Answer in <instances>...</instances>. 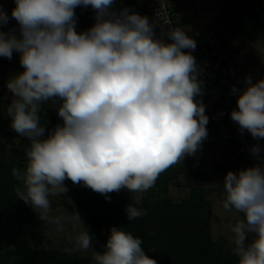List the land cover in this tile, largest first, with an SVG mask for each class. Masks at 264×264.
Returning a JSON list of instances; mask_svg holds the SVG:
<instances>
[{
    "label": "clouds",
    "instance_id": "1",
    "mask_svg": "<svg viewBox=\"0 0 264 264\" xmlns=\"http://www.w3.org/2000/svg\"><path fill=\"white\" fill-rule=\"evenodd\" d=\"M115 0H15L11 17L15 30H0V57L20 53L22 73L7 81L13 99L6 108L11 128L26 137V164L13 167L16 197L29 204L41 221L64 231L71 217L53 216L51 198L68 191L65 180L90 188L110 201L109 193L127 189L144 193L161 174L193 156L207 138L208 117L196 97L202 94L199 69L190 51L195 41L173 27L158 38L146 16L124 8L111 10ZM91 6L95 23L76 31L77 7ZM9 22L0 7V27ZM168 37L170 42L162 38ZM247 87L230 113L254 139L264 138V79ZM235 94L238 89L233 86ZM58 103L57 124L46 134L42 105ZM19 147V141L17 142ZM251 154L261 162L238 173L227 172L222 207L242 218L231 225L232 253L238 264H264V159L261 146ZM139 203V200L136 201ZM149 210L128 204L131 222ZM249 234L251 242L246 243ZM69 255L93 249L86 228L68 237ZM140 237L112 226L103 251L92 250V264H157ZM6 252L14 253L15 245ZM12 261L17 256L10 258Z\"/></svg>",
    "mask_w": 264,
    "mask_h": 264
},
{
    "label": "rangeland",
    "instance_id": "2",
    "mask_svg": "<svg viewBox=\"0 0 264 264\" xmlns=\"http://www.w3.org/2000/svg\"><path fill=\"white\" fill-rule=\"evenodd\" d=\"M260 2L262 6H264V0ZM0 3L5 5L8 4L7 6L9 8L15 5L12 0H0ZM249 76L252 80L256 79L253 75L249 74ZM7 98L8 97L5 98L2 95L0 101V122L4 123L6 126L5 133L11 135V140H6L7 137H0V143H2L3 146L0 158L4 165H19V168H23L26 164L23 149L30 142H28L26 137H20L11 128V118L6 112V108L11 100ZM58 106V103L54 104L52 102L51 107L48 108L42 105L40 117L41 124L45 127L46 134L50 133L54 127L60 123L52 119L54 115L59 117L57 112ZM53 121L54 123L51 125V128L50 123L52 124ZM208 125L212 129V134L215 133V135H218L219 132H221V129L219 130L218 127L219 124L215 121L209 120ZM211 131L207 128L208 135ZM219 139H221L219 140L220 142H223L222 138L219 137ZM18 141L19 147L17 146ZM210 143H213V140H211ZM204 144L205 143L202 142L200 149L195 155L185 156L180 164L169 169V180L166 185H155L154 188L147 192L134 193V199L135 201L139 200V203H141L142 198L146 195H149L153 200L169 196L172 200L180 203L182 199L187 198L191 190H193L196 194L207 199L211 203L210 225H207L206 219L197 220L191 217L188 218L187 216L186 218L169 216V218L163 219V215H158L155 221H153L152 229L148 228L152 230L149 238H147L148 241L160 245L164 243L167 253L182 258L186 261L185 264H190V262L193 264H219L221 262L238 264V258L233 255L232 245L230 244V240L233 236L231 225L242 217L237 213H226L222 207L224 177L227 172L234 171L232 170L233 166L226 165L222 167V162L220 163L219 161V151L216 150V148L210 150L211 147L206 148ZM204 148L208 149V152L204 153ZM202 156L205 160L201 166L199 157ZM200 172H202V174ZM6 179L11 180L14 178L6 176ZM12 181L14 182V180ZM65 186L68 188L66 193L62 194L60 197L51 198V215L53 216L71 217L72 213H78L71 189L67 183H65ZM80 228H84L83 223H81L79 227L74 228L73 223L69 219L64 223V231H57L55 225L41 221L38 217V213L31 207L28 245L33 249H56L61 252H67L66 249H70L73 246L67 237L70 234H74V231H79ZM252 239L253 235L249 234L246 238V243L251 242ZM198 241L201 246L204 245L207 247H203V253H201L198 248ZM209 248L214 249L215 258L211 256ZM93 249L98 252L103 251L101 247L94 244ZM93 249H90L88 253L83 255L80 253L75 254L91 257Z\"/></svg>",
    "mask_w": 264,
    "mask_h": 264
},
{
    "label": "trees",
    "instance_id": "3",
    "mask_svg": "<svg viewBox=\"0 0 264 264\" xmlns=\"http://www.w3.org/2000/svg\"><path fill=\"white\" fill-rule=\"evenodd\" d=\"M260 1L223 0L219 20L223 29L229 32L225 40L226 45L231 42L232 35L235 33L239 32L245 38L253 39L258 36L257 33L264 31V6ZM223 29H221V32H225ZM18 32L19 30H15V33ZM1 99L2 92L0 90V101ZM53 123L54 121L52 124L50 123V126ZM223 123H225V120H223ZM59 124H63V122ZM5 127L4 123L0 122V137H7L6 140L10 141L11 135L5 133ZM2 148V143H0V153ZM13 167H19V165H4L0 158V264H92L91 257L88 256L69 255L68 252H61L56 249H33L28 245L31 206L16 197L14 187L17 181L6 179V176L13 177L11 175ZM168 172L169 170L161 174L156 181V185L163 186L167 184L169 180ZM65 183L71 189L84 228L93 237V244L101 247L102 250L110 235V228L112 226L123 227L126 231L143 240L142 247L146 254L155 259L157 264H185L186 261L182 258L167 253L164 243L160 245L148 241L147 238L152 232L151 227H153L152 224L156 216L163 215V219L169 218V216L178 218H186L187 216L197 220L206 219L208 226L211 222V203L193 190L180 203L172 200L169 196L153 200L149 195H146L142 198L141 203L137 204L134 193H130L127 189H122L118 193H109V201L105 199L104 195L94 192L83 186V184L76 185L70 180H65ZM128 204L148 209V215L130 222L126 213ZM142 227L145 228L141 229ZM8 245H15L16 251L14 253L6 252L4 249ZM203 247L207 248L204 245L201 246L198 241V248L201 253H203ZM209 250L211 256L215 258L214 249L209 248ZM14 255L18 259L12 261L10 258ZM190 264L193 263L190 262ZM219 264L229 263L221 262Z\"/></svg>",
    "mask_w": 264,
    "mask_h": 264
},
{
    "label": "crops",
    "instance_id": "4",
    "mask_svg": "<svg viewBox=\"0 0 264 264\" xmlns=\"http://www.w3.org/2000/svg\"><path fill=\"white\" fill-rule=\"evenodd\" d=\"M151 0H115L112 6L113 11L119 13L124 8L130 9L141 16H145V10ZM15 4V0H12ZM174 9L176 12V23L185 33L192 38L196 43L194 50L186 49L192 54H210L216 57H221L224 61L235 64L239 69L248 75L255 76L256 79H264V31L257 33L253 39L245 38L241 33H235L232 35L231 42L226 45L225 40L228 37L229 32L223 29L222 23L219 20L220 12L222 9L223 0H172ZM8 5V4H7ZM7 5L0 3V7L8 14L9 22L0 30L6 32L7 30H19L18 22L11 17L12 6L9 8ZM76 15V31L83 32L88 30L95 23V10L91 7H77L75 9ZM223 29L225 32H221ZM155 34L158 38H161V33L154 28ZM165 42L167 39L162 37ZM14 58L11 63H6L0 60V90L2 95L7 99L12 100L13 94L7 89V81L22 73L24 69L20 65V53L14 51ZM200 102L204 103L209 99L206 94H201L196 97ZM51 100L43 104V107H51ZM53 103V102H52ZM215 108L218 106L215 101ZM205 114L209 120L215 121L219 127V130L224 128L223 121L214 120L207 114ZM52 119L59 123L63 122L60 117L53 116ZM206 128L211 127L207 124ZM219 131L218 129H216ZM219 135L209 132V137L203 141L205 147H211L210 150L215 149L219 151V161L222 167L226 165L233 166L234 173H238L239 170L250 167L247 157L237 155L234 151V146L231 141L222 139L220 142ZM213 140V143H210ZM210 141V142H209ZM216 142V143H215ZM204 148L203 152H208V149ZM203 153V154H204ZM204 157H199L201 166L204 163ZM202 174V172H200ZM217 173V172H215Z\"/></svg>",
    "mask_w": 264,
    "mask_h": 264
},
{
    "label": "built area",
    "instance_id": "5",
    "mask_svg": "<svg viewBox=\"0 0 264 264\" xmlns=\"http://www.w3.org/2000/svg\"><path fill=\"white\" fill-rule=\"evenodd\" d=\"M145 16L160 33H166L173 27H179L176 23V12L172 0H151L145 10ZM15 34L18 37L20 35L19 32ZM164 37L167 42H170L166 35ZM184 51L188 52L186 49ZM192 55L195 57L199 69L197 79L201 84L202 94H206L209 97L204 103L207 114L214 120H225V126L221 130L219 137L231 141L235 153L247 157L250 167L260 163L261 161L251 154L250 148L253 145L261 146L260 157L264 159V138L254 139L246 130L241 134L239 125L232 121L230 117L231 111L237 108L238 95L247 87L246 78L249 75L235 64L224 61L221 57L207 53ZM13 58L14 54L11 59L0 57V60L11 63ZM259 80L255 79L252 82L255 83ZM233 86L238 89L235 94L232 92ZM213 101L218 105L216 108Z\"/></svg>",
    "mask_w": 264,
    "mask_h": 264
}]
</instances>
